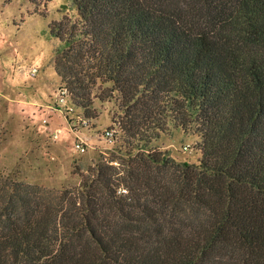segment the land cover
Here are the masks:
<instances>
[{"label": "trees", "instance_id": "trees-1", "mask_svg": "<svg viewBox=\"0 0 264 264\" xmlns=\"http://www.w3.org/2000/svg\"><path fill=\"white\" fill-rule=\"evenodd\" d=\"M61 14L57 107L95 128L113 103L115 144L75 188L0 175V264H264V0Z\"/></svg>", "mask_w": 264, "mask_h": 264}, {"label": "rangeland", "instance_id": "rangeland-1", "mask_svg": "<svg viewBox=\"0 0 264 264\" xmlns=\"http://www.w3.org/2000/svg\"><path fill=\"white\" fill-rule=\"evenodd\" d=\"M30 2L0 0V175L48 190L75 188L98 156L111 154L115 142L104 134L117 130L112 125L117 110L97 101L96 127L83 128L57 107L54 45L44 30L62 17L68 0ZM39 12L46 15H35ZM79 142L84 153L76 148Z\"/></svg>", "mask_w": 264, "mask_h": 264}, {"label": "built area", "instance_id": "built-area-1", "mask_svg": "<svg viewBox=\"0 0 264 264\" xmlns=\"http://www.w3.org/2000/svg\"><path fill=\"white\" fill-rule=\"evenodd\" d=\"M65 94L66 91H59V96H60V102L64 104L65 103ZM114 135H115V130L113 128H109L105 131L104 136L108 139L109 142H113L114 141ZM76 148L78 149V151H80L81 153H84L86 151V146L83 144V142H79L76 145ZM125 192V191H123Z\"/></svg>", "mask_w": 264, "mask_h": 264}]
</instances>
